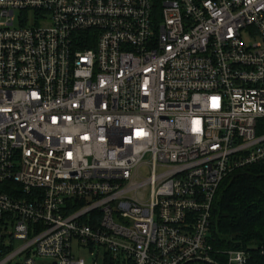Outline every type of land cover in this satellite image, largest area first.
Listing matches in <instances>:
<instances>
[{
  "label": "built area",
  "instance_id": "2783aa9c",
  "mask_svg": "<svg viewBox=\"0 0 264 264\" xmlns=\"http://www.w3.org/2000/svg\"><path fill=\"white\" fill-rule=\"evenodd\" d=\"M258 164L264 0H0V264H244L212 208Z\"/></svg>",
  "mask_w": 264,
  "mask_h": 264
},
{
  "label": "trees",
  "instance_id": "16d2710c",
  "mask_svg": "<svg viewBox=\"0 0 264 264\" xmlns=\"http://www.w3.org/2000/svg\"><path fill=\"white\" fill-rule=\"evenodd\" d=\"M210 235L215 250H244V264H264V164L239 169L223 180L212 208ZM104 264L117 263L106 256Z\"/></svg>",
  "mask_w": 264,
  "mask_h": 264
},
{
  "label": "rangeland",
  "instance_id": "374dc122",
  "mask_svg": "<svg viewBox=\"0 0 264 264\" xmlns=\"http://www.w3.org/2000/svg\"><path fill=\"white\" fill-rule=\"evenodd\" d=\"M244 38L246 39L247 42L250 43L254 41V39L249 37L247 33H244ZM141 171L143 172L144 177H146L149 172L148 169L145 167L141 168ZM20 243L21 241L15 240L13 242V246L17 247ZM72 250L75 256H81L85 260L86 264H94V262H96V264H104V259L106 255L103 247H98L97 245H95L92 248H90L87 245L80 246L78 245L77 240L74 239L72 241ZM48 261H51V258L43 257L38 259V262H48Z\"/></svg>",
  "mask_w": 264,
  "mask_h": 264
}]
</instances>
